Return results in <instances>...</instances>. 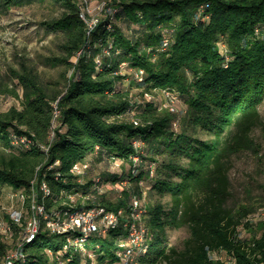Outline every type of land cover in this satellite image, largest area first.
Segmentation results:
<instances>
[{
    "label": "trees",
    "instance_id": "trees-1",
    "mask_svg": "<svg viewBox=\"0 0 264 264\" xmlns=\"http://www.w3.org/2000/svg\"><path fill=\"white\" fill-rule=\"evenodd\" d=\"M37 1L60 11L42 21L58 43L41 61L58 75L26 53L0 69V94L19 101L0 109V196L25 193L24 225L33 201L48 211L124 209L86 243L100 264L119 263L128 221L148 231L130 244L137 264H228L213 257L222 250L230 264H264V196L237 201L231 179L234 156L256 150L253 132L264 127V0H101L94 29L82 0H0V9ZM160 91L185 106H164ZM112 159L128 166L97 169ZM81 162L91 164L83 179L72 171ZM7 218L14 235L0 232V260L24 233ZM45 224L15 264H57L58 254L91 263ZM183 227L189 235L171 243L169 229Z\"/></svg>",
    "mask_w": 264,
    "mask_h": 264
},
{
    "label": "rangeland",
    "instance_id": "rangeland-1",
    "mask_svg": "<svg viewBox=\"0 0 264 264\" xmlns=\"http://www.w3.org/2000/svg\"><path fill=\"white\" fill-rule=\"evenodd\" d=\"M102 2L101 0H90L88 13L90 15L99 13V6ZM59 12L49 1H37L21 6H13L8 11L0 9V69L5 71L10 65H17V54L26 53L36 59L42 72L57 76L58 69L50 68L41 61L45 54L56 50L58 43L55 33L48 32L42 21L58 15ZM128 85L129 83H125V86ZM169 93L171 92H158L157 100L163 103L172 100L173 109L175 108V110L178 107L182 108L185 106L184 102L181 101L179 103V99L174 100ZM173 95L177 94L173 93ZM12 104L19 105V101L11 95L0 94V109H7ZM260 110L264 119V102ZM253 135L258 143V148L254 151L246 149L236 154L233 158L231 179L234 198L237 201H245L249 196V192L253 194L256 200L264 196V127H257ZM127 166L128 163L118 159L117 162H102L97 166V169L118 171ZM90 167L91 164L88 162L86 172L89 171ZM0 204L7 210L22 208L23 198L19 192L7 189L0 196ZM261 211L262 209L258 210L257 214ZM241 232L245 233L244 230ZM188 235L189 230L186 227L169 229L170 241L173 244L181 245L183 239ZM8 238L11 239V236ZM213 257L220 258L228 264L231 263L230 255L223 250L214 252ZM94 262L100 264L96 258Z\"/></svg>",
    "mask_w": 264,
    "mask_h": 264
},
{
    "label": "bare ground",
    "instance_id": "bare-ground-1",
    "mask_svg": "<svg viewBox=\"0 0 264 264\" xmlns=\"http://www.w3.org/2000/svg\"><path fill=\"white\" fill-rule=\"evenodd\" d=\"M82 1H83L84 6L82 4L83 7L81 6L82 10H81L80 15L86 21L89 28L92 29L97 24V22H99V21L97 20L96 24L94 26L90 27V21L87 18H96V16H99L101 11L104 10V8L106 6L105 4L107 2L105 3V1H103L102 4H100L99 13H95V14L90 15L88 13V11L90 10V8H89L90 7V0H82ZM109 10L112 12L111 9H109ZM151 93L146 92V98L148 100L152 99L154 96ZM169 94H171V93H169ZM171 101L172 100H170V101L168 100V102L164 103L163 105L170 108V109H173V104ZM57 163H59V161H57ZM87 167H88V162L77 163L73 167L72 171L74 174L81 176V170L86 172ZM40 187H43L42 193H44V194H47L51 191V187L46 182H43ZM14 191L19 192L21 194V197L23 198L22 208H15V209L12 208L10 210H7V209H4L0 204V232L2 234H4V236H6V237L14 235V234H12V226H11L9 219L7 218L8 216L12 219L13 222L19 224L20 226L24 225L23 214H25L24 213V208H25L24 206H26V205H24V203H25L26 195L22 190H14ZM35 196H37V194H36V192L35 193L33 192V198H35ZM133 203H134V206L136 208L142 204L141 200L137 197L134 198ZM45 204L46 203L37 204V203H34V201H33L32 207H31L33 210L32 211L33 214H32V216L30 215L29 220H27V223H25V225H24V233H23V235L21 234L22 237L16 242V244H15L16 248L12 249V251H10L8 254H5V256L0 260V264H10L12 262V254L15 253V251H17V248H22V250L24 251L25 242L33 240L36 237V235L38 234V232L40 231V229L41 228L43 229V227L41 226L42 221L46 222L45 229H47L48 231H50L52 233V221H49L48 213L45 212V209H46ZM99 208H102L101 212H99ZM106 209L104 207H101V206H95V207L90 208V212H89V208L88 209H80L81 210V216H84V219L82 221H80V223H79V218H71V225L72 226L61 227V228H57V230H56V233H62V234L68 233L67 234V239L69 242L68 246L72 244V245H75L76 247H78L81 250L83 255L89 256V258L91 259L90 264H96V262H94V259L95 258L97 259V256L95 255V253L86 247V243L88 242L90 235L94 232H101V233L105 232L108 226H112V227L116 226L119 223H121V221H122L121 215L123 214L124 209H119V210H112V209L106 210ZM34 210L35 211L38 210L40 214L39 215L37 213L34 214ZM17 211H21V213L10 215V213H15ZM69 213H70V211H68V210L66 211V209L63 211L60 210L59 213H56V215L53 216V221L67 220ZM109 216L111 219L108 220V225H107L106 222H103V220H105L106 217H109ZM42 218H44V220H42ZM34 221H35V231L27 234L28 229H31V227L34 224ZM95 222H96V225H95ZM137 224H139V223H137ZM137 224H135L134 222L130 223L128 221V226H129L128 234L129 235L134 234V228H136ZM94 225H95V228L90 231V228H93ZM74 232H77V235H75V237L72 235V233H74ZM147 232L148 231H147L146 225L145 226L142 225L141 233H139V236L135 238L134 242H132L131 245L141 246L145 240ZM133 251L134 250L132 248H130V252H131L130 264H137L136 262H134V259H136V258L133 259ZM51 253H53V252H51ZM134 253H136V252H134ZM121 254H124V251H120L119 255L121 256ZM58 259L59 260H58L57 264H65V261L59 256V254H58ZM12 264H15V262H12ZM103 264H109V263H103Z\"/></svg>",
    "mask_w": 264,
    "mask_h": 264
},
{
    "label": "built area",
    "instance_id": "built-area-1",
    "mask_svg": "<svg viewBox=\"0 0 264 264\" xmlns=\"http://www.w3.org/2000/svg\"><path fill=\"white\" fill-rule=\"evenodd\" d=\"M109 9H111V8H109ZM87 19H89L90 27H91V26H94L96 24L97 20H99V16H96V18H87ZM143 74H144V70L141 69L140 74H138V75H143ZM171 97L173 99H179L178 95H173V93H171ZM117 160L118 159H112V161H116V162H117ZM55 164H56V162H55ZM87 174H88V172H84L81 170V178L80 179H83ZM39 190H40V192H42L43 187H40ZM101 209L102 208H99V212H101ZM45 212L48 213L49 221H52V234H56L57 228L72 226L71 225V218H79V223H80V221H82L84 219V216H81V210L80 209H70V213L68 214L67 220H60V221H53V213H59L60 209H52V211H48V208L46 207ZM89 212H90V208H89ZM20 213H21V211H17L15 213H10V215L11 214H20ZM110 219H111L110 216L106 217V219L103 220V222H106V224L108 225V220H110ZM95 225H96V222H95ZM95 225L93 226V228H90V231L95 228ZM141 229H142L141 223L137 224L136 228H134V234L127 235L126 239L120 241L119 246L124 247V254H121V256H119V263H117V264H130V257H131L130 244H132V242H134L135 238L139 236V233H141ZM33 231H35V221H34L33 226L31 227V229H28L27 234H29ZM24 253L25 252L22 250V248H17V251H15V253L12 254V262H16L18 259H20V256L23 255ZM12 262L10 264H12Z\"/></svg>",
    "mask_w": 264,
    "mask_h": 264
}]
</instances>
